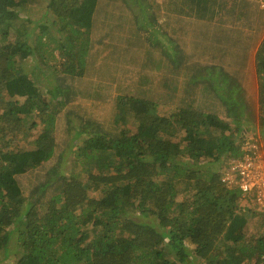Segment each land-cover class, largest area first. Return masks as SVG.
I'll use <instances>...</instances> for the list:
<instances>
[{"label": "trees", "instance_id": "obj_1", "mask_svg": "<svg viewBox=\"0 0 264 264\" xmlns=\"http://www.w3.org/2000/svg\"><path fill=\"white\" fill-rule=\"evenodd\" d=\"M186 1L201 19L216 3ZM38 2L0 0V264H264V213L223 181L245 141L264 154V37L254 56L257 110L241 74L216 67L183 85L204 83L205 104L193 98L170 116L162 96L128 95L106 123L66 113L78 173L47 165L57 118L103 43L94 37L99 0H48L40 16L21 15ZM31 70L54 77L47 98ZM256 118L263 142L247 137Z\"/></svg>", "mask_w": 264, "mask_h": 264}, {"label": "rangeland", "instance_id": "obj_2", "mask_svg": "<svg viewBox=\"0 0 264 264\" xmlns=\"http://www.w3.org/2000/svg\"><path fill=\"white\" fill-rule=\"evenodd\" d=\"M47 1L26 4L21 15L40 16ZM213 5L211 11L215 15L210 16V12L201 19L197 8L186 0H99L94 37L102 39L103 43L98 45L85 76L76 84L78 98L73 99L57 118L56 152L47 166L80 173L72 155L68 154L75 132L67 129L66 113L106 123L115 112L119 95L154 100L162 96L159 109L165 116H170L178 106L190 103L193 98L202 106L205 104L203 94H206L204 83L192 90H183L188 81L186 77L202 75V69H208L204 77L213 75L216 67L230 75L237 70L242 82L250 87L247 98L257 110L254 56L264 37V0H216ZM243 49L248 50L247 57ZM235 55H240L238 61H235ZM30 73L47 98L48 90L56 84L54 77L42 76L38 70ZM162 81L172 82V88L178 90L167 91ZM194 81L189 82L193 85ZM216 109L221 117H225L221 108ZM251 126L253 132L248 139L263 142L257 118ZM130 128L133 130L130 133L137 132L132 126L128 131ZM174 131L177 132L175 141L183 145V133ZM33 135L28 140H34ZM241 204L264 213V206L259 208L248 196ZM256 222L252 220L247 225L248 233H258ZM195 264L205 263L197 261Z\"/></svg>", "mask_w": 264, "mask_h": 264}, {"label": "built area", "instance_id": "obj_3", "mask_svg": "<svg viewBox=\"0 0 264 264\" xmlns=\"http://www.w3.org/2000/svg\"><path fill=\"white\" fill-rule=\"evenodd\" d=\"M242 145L243 157L231 160L223 181L228 188L239 189L243 197L248 196L261 208L264 206V154L255 143L245 141Z\"/></svg>", "mask_w": 264, "mask_h": 264}]
</instances>
